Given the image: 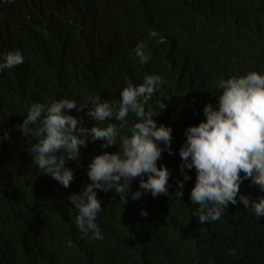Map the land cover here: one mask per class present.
Wrapping results in <instances>:
<instances>
[{"label": "trees", "instance_id": "trees-1", "mask_svg": "<svg viewBox=\"0 0 264 264\" xmlns=\"http://www.w3.org/2000/svg\"><path fill=\"white\" fill-rule=\"evenodd\" d=\"M151 30L158 35L150 37ZM141 41L147 64L134 53ZM16 49L24 62L0 70V137H10L0 140V264H264V217L238 200L220 219L201 224L189 199L195 169H185L191 179L182 199L175 196L185 129L205 119L206 103H216V81L264 74V0H0V62ZM146 74L166 81L145 109L158 113V101L167 105L154 119L172 129L173 154L165 150L157 162L171 172L168 193L133 200L128 192L126 202L114 189H97L103 239L85 237L68 195L90 183L92 157L117 151L137 118L129 113L126 124H99L117 125V146H82L80 159L67 163L74 171L68 188L33 163L35 138L17 128L32 103H83L99 94L118 106L125 81L139 84ZM86 112L70 110L91 127L96 122ZM138 187L139 178L131 182L132 191ZM240 193L264 195L249 180Z\"/></svg>", "mask_w": 264, "mask_h": 264}, {"label": "clouds", "instance_id": "clouds-1", "mask_svg": "<svg viewBox=\"0 0 264 264\" xmlns=\"http://www.w3.org/2000/svg\"><path fill=\"white\" fill-rule=\"evenodd\" d=\"M149 34L158 35L154 30ZM146 47L141 41L134 48L141 64L150 59V53L144 51ZM23 62L19 49L10 50L3 54L0 70L12 69ZM162 83L166 81L157 74H146L139 84L126 80L118 106L101 100L97 94L83 103L68 98L49 104L32 103L26 116L23 115V123L17 129L24 136L35 138L28 151L33 163L64 188L70 187L74 179V171L67 163L80 159L82 146L97 140L103 141V148L117 146V125L107 123L100 127V123L114 118L126 124L129 113L137 118L130 135L119 136L117 151H104L92 157L87 166L90 183L79 193L68 195L69 202L78 210L74 222L85 237L92 233L94 239H103L95 222L102 211L97 189L104 192L114 189L120 200L126 202L128 192L133 200H139L144 192H150L154 198L168 193L171 172L157 162L165 150L173 154L172 129L163 123L157 125L154 119L167 105L158 101V113L145 109ZM215 88L219 95L214 96L215 104L204 105L205 119L185 129L186 140L179 147L183 180H177L175 196L182 199L184 181L191 179L185 169H195L189 199L198 205L193 215L201 224L220 219L224 209L236 205L238 200L245 208H251L256 217H264V195L253 198L251 194L240 193L245 180L264 193V74L252 70L218 79ZM86 108V115L96 122L91 127L70 114V110L81 112ZM3 139H10L6 131L0 137ZM138 178L139 187L132 191L131 182ZM141 215L147 216V212L142 210Z\"/></svg>", "mask_w": 264, "mask_h": 264}]
</instances>
